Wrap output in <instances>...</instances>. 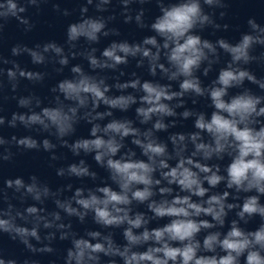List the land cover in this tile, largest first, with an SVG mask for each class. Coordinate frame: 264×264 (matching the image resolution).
I'll use <instances>...</instances> for the list:
<instances>
[{"label":"clouds","instance_id":"clouds-1","mask_svg":"<svg viewBox=\"0 0 264 264\" xmlns=\"http://www.w3.org/2000/svg\"><path fill=\"white\" fill-rule=\"evenodd\" d=\"M35 2L36 0H26L27 4ZM91 2L92 0H88V3ZM108 2L109 0H102L103 4ZM203 4L210 7L225 6L223 0H203ZM0 9H5L0 11V17L11 15L21 23H27V20L18 16V13L26 11L25 3L18 4L16 0H7L6 5L0 4ZM160 12L151 24V29L163 38V47L168 49L167 60L174 69L168 78L175 80L183 77L179 84L180 91H170V85L150 81L141 84L139 79L117 85L121 89H136L139 85L144 95L139 98L142 106L135 108L136 116L140 118L141 124L149 123L153 117H156V120L150 129L143 132L133 126V121L127 119H113L103 127L93 124L90 130L91 138L78 139L70 148L76 155H79L81 150L86 154L94 153L95 162L107 169L116 189L111 185L98 186L95 190L89 189L85 196L84 189L77 188L72 199L83 211L73 207L71 201L56 202L58 208L69 216L79 217L80 221L91 212L94 222L104 228L124 226L122 236L126 243L117 244L111 233L103 236V242H100V231L87 232L86 236L90 239L74 235L71 247L66 249L63 264H100V254L110 258L108 264H117L116 259H111L116 257L122 264H264V126H259L257 130V126L261 125L257 118L264 117V106H260L264 97L254 95L246 89L230 99H225L230 88L242 86L245 80L264 89V82L257 80L255 75L232 66L241 61L248 64L255 59L250 55V49L254 44H264V38L244 34L235 45L224 39L217 41L220 48L231 55V63L227 68L220 70L218 78L214 81V84L219 86L207 90L214 111L210 119H206L204 113L197 115L194 127L199 131L187 136L193 145V151L185 155L188 152L186 136L178 133L169 136L173 146L169 152L168 144L155 136V132L167 131L169 127L164 122V117L176 116L174 108L165 101L183 97L189 92L197 96L205 94L206 89L201 87L200 80L194 76V70L199 69L202 61L208 59L205 50L215 53L216 49L208 40H202L201 36L192 34L197 25L203 27L213 23L202 8L201 0H185L179 4L161 6ZM223 15L222 12L221 16ZM139 19L138 16L137 20ZM247 23L254 32H264V28H261L255 19H249ZM104 27L103 20L85 19L68 26V39L74 41L83 36L90 41H96L97 34ZM143 43L157 46V38L147 37ZM49 48L57 53L62 51L55 44L46 45L45 51ZM16 51L14 48L13 52ZM141 51L144 57L152 56L153 60L158 59V54L152 55L146 48L142 50L139 44L130 45L123 42L113 43L103 51V56L113 61L112 64H101L94 56H90L89 61L94 68H115L116 65L126 64L128 56L135 57ZM117 52L124 55H118ZM31 55L34 62L43 61V57L36 52ZM60 63L66 64L67 60L62 59ZM160 67L163 68V65ZM72 71L81 73L79 67H74ZM150 71L155 75L154 67ZM8 75L14 77L15 74L9 71ZM23 75L25 73L21 72V76ZM58 88L66 100L76 101L81 107L87 104L89 96L96 106L103 102L110 109L120 111H127L137 103V98L132 95L114 98L106 96L108 86L104 85L103 80L97 81L82 73L78 81L64 80L58 84ZM28 103V100L20 101L21 106ZM182 104L183 100L177 106ZM76 114L75 107L68 108L67 112L63 107H45L42 109V115L33 113L25 117L14 114L12 124L15 126L18 119L26 126L39 124L45 129L51 126L59 137H63L74 131ZM107 115H111V112ZM190 115L192 113L188 110L182 113L184 118ZM95 118L103 119L104 114H97ZM91 122L90 120L89 123ZM0 123H3L2 119ZM201 133H207L211 138L210 142H204ZM128 137H132L131 144L137 146L146 159H135L136 153L131 150L117 158V154L125 148L124 140ZM3 143L5 141L0 139V144ZM17 143L27 149L39 147L37 141L30 137L22 138ZM64 144L67 145V142L64 141ZM54 147L49 140H43V148L46 151ZM225 155L230 157V162L224 168V174H220L219 165L202 162L211 161L213 157L223 160ZM173 160L174 166L170 164ZM67 171L78 178L96 176L95 172H90L85 166L84 160H80L79 164L69 165ZM57 174L62 176L64 170H59ZM31 179L33 183L28 185H25L21 178L9 179L5 183L7 188L15 185L17 191L25 188L34 200L39 201L41 192L34 182L36 177ZM222 182L226 189L234 190L238 198L243 194L238 203L226 202L230 196L229 191L209 195L210 189H216ZM48 191L45 187L43 194L47 195ZM157 196L160 198L157 199ZM134 202L146 205L151 216L141 211L134 212ZM14 207L9 203L7 208H0V233L7 234L13 241L18 240L29 252L53 253L51 241L55 233H48L43 238L40 234L41 224L44 229H50L54 226L53 221L37 215L39 209L36 206H27L23 212H14ZM237 208L239 210L235 212L236 219L227 221L229 212ZM52 216L55 221L61 219L59 212L53 213ZM29 217H35L31 227L25 226L30 223ZM255 217H259L260 223L254 230L242 226L249 224ZM153 220H163L164 223L161 226L148 227ZM18 221L24 223L20 224ZM217 228L226 230L206 231ZM29 237L35 240L36 244H33ZM59 238L65 240L68 234L61 233ZM140 248L143 250H136ZM0 264H17V261H6L0 257ZM24 264L29 262L25 261Z\"/></svg>","mask_w":264,"mask_h":264},{"label":"water","instance_id":"water-1","mask_svg":"<svg viewBox=\"0 0 264 264\" xmlns=\"http://www.w3.org/2000/svg\"><path fill=\"white\" fill-rule=\"evenodd\" d=\"M253 19L256 20V22L260 25L261 28H264V0H257L256 8L254 11ZM254 36H261L264 38V32L261 31H253L250 27L249 33ZM250 55L255 57V59L251 60L248 64L241 63L240 69L247 70L253 75L256 76L257 80L264 82V44H254L252 48L250 49ZM250 90L252 94L262 96L264 97V89H261L258 84L252 83L248 80H245L243 85L240 87H236L235 94L241 93L244 90ZM260 106H264V101H262V104ZM259 107V106H258ZM260 120L261 125L257 126V130L259 126H264V117L257 118ZM230 162V157L225 155L223 161H222V168H221V174H224V168H226L227 164ZM223 191H229L230 196L228 198V201L226 202H232V203H238L239 198H242L243 194H240V197H237V194H235L234 190H229L225 188V184L222 182L219 185L218 192L222 193ZM262 202H264V198H262ZM239 209H235L233 211H230L228 214V217L226 218L227 221H230L232 219H236L235 212ZM260 223L259 217L253 218L249 224L242 225L248 229H255L258 224ZM220 230L221 232L225 231L226 229H214Z\"/></svg>","mask_w":264,"mask_h":264}]
</instances>
